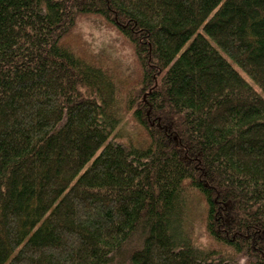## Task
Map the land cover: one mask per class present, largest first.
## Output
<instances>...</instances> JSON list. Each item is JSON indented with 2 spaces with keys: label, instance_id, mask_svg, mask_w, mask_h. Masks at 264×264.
Listing matches in <instances>:
<instances>
[{
  "label": "trees",
  "instance_id": "1",
  "mask_svg": "<svg viewBox=\"0 0 264 264\" xmlns=\"http://www.w3.org/2000/svg\"><path fill=\"white\" fill-rule=\"evenodd\" d=\"M0 264H264V0H0Z\"/></svg>",
  "mask_w": 264,
  "mask_h": 264
},
{
  "label": "rangeland",
  "instance_id": "2",
  "mask_svg": "<svg viewBox=\"0 0 264 264\" xmlns=\"http://www.w3.org/2000/svg\"><path fill=\"white\" fill-rule=\"evenodd\" d=\"M64 40L74 51L112 70L123 89L138 79L139 73L132 47L114 29L105 26L100 19L80 18L74 30ZM133 129L137 131L135 126ZM129 130L131 131L130 128ZM202 205L201 198L192 197L189 224L194 240L200 246L207 247L211 243L203 229Z\"/></svg>",
  "mask_w": 264,
  "mask_h": 264
}]
</instances>
